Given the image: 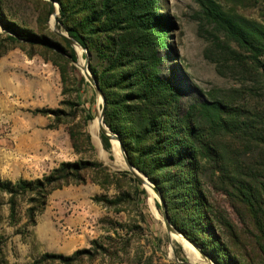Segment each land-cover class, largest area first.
I'll list each match as a JSON object with an SVG mask.
<instances>
[{
  "label": "rangeland",
  "instance_id": "obj_1",
  "mask_svg": "<svg viewBox=\"0 0 264 264\" xmlns=\"http://www.w3.org/2000/svg\"><path fill=\"white\" fill-rule=\"evenodd\" d=\"M211 2L264 24V0L147 3L155 73L178 95L172 109L177 119L192 105L224 100L229 89L240 86L233 76L218 74L217 56L209 49L218 28L209 15ZM54 5L0 0V181L35 188L63 164H75L80 177L48 189L45 199L19 190L14 217L11 193L0 191V264H264V146L237 141L224 126L214 127L211 117L201 116L202 131L221 130L213 150L196 156L201 171L188 174L185 189L168 190L165 184L172 225L195 237L211 261L186 245L199 254L193 257L168 233L159 198L128 169L117 140L106 150L101 127L94 137L91 126L102 100L81 69L85 52L73 47V59L68 50L43 40L58 41L52 13L55 7L59 18L58 0ZM59 27L68 33L61 22ZM110 83L114 100L126 98L125 82L114 76ZM132 102L135 109L139 102ZM147 115L144 108L137 120L144 122ZM126 119L127 129H134L130 114Z\"/></svg>",
  "mask_w": 264,
  "mask_h": 264
},
{
  "label": "trees",
  "instance_id": "obj_2",
  "mask_svg": "<svg viewBox=\"0 0 264 264\" xmlns=\"http://www.w3.org/2000/svg\"><path fill=\"white\" fill-rule=\"evenodd\" d=\"M58 2V20L69 36L89 51L90 69L106 97V125L121 138L129 161L150 179L167 204L165 184L168 190L185 189V183L189 182L188 174L194 170L201 171L197 157H205L206 150L212 151V145L216 144L221 130L202 131L203 114L213 119L214 127L216 123L224 126L229 137L264 146V24L239 13L228 14L211 2L209 15L218 28L212 33L209 49H214L217 56L214 62L218 74L233 76L240 86L229 89L230 93L223 96L224 100L213 99L192 105L186 116L177 119L172 109L177 108L178 95L155 73L158 58L156 52L150 50L153 46L148 36L152 21L144 18L147 15L145 10H149L148 0ZM5 27L16 31L23 39L32 37L20 33L9 23H5ZM11 39L18 41L15 37ZM43 40L63 51L68 50L76 59L73 46L64 37L58 36L56 42ZM114 76H118L130 89L126 98L113 99L110 82ZM227 97L230 101L225 100ZM134 98L139 102L135 109ZM126 100L132 103L125 104ZM234 101L237 105L233 104ZM144 108L148 115L144 122L142 119L138 121L137 113L141 116ZM128 114L132 117L134 129L126 127ZM101 140L104 148L109 150V138L102 133ZM234 161L237 162L236 159ZM74 165L63 164L53 175L35 182V188L22 182L12 185L0 181V191L11 193V217L15 216L19 190L23 191L21 195L36 192L38 199H45L48 189L58 188L74 176L80 177L75 175L78 169H74ZM36 202L43 206V201ZM34 210L32 207L29 209L30 212ZM173 224L192 242L201 245L186 229ZM202 248L205 249L204 246ZM68 259L64 258V261Z\"/></svg>",
  "mask_w": 264,
  "mask_h": 264
},
{
  "label": "water",
  "instance_id": "obj_3",
  "mask_svg": "<svg viewBox=\"0 0 264 264\" xmlns=\"http://www.w3.org/2000/svg\"><path fill=\"white\" fill-rule=\"evenodd\" d=\"M53 2V6H55V0H52ZM53 16L55 17V24H54V30L55 32H57V34L61 37H64L65 39L68 40V42L75 48V46H79L82 48V50L85 52V67L84 68H81L83 70V74L85 75L86 79L89 80L91 82V84L95 87V90L96 92L100 95V98L102 100V108L100 110V112L98 113L99 115V120H100V124H101V132L107 136L109 138V140H111V142H113V140H117L118 143H119V148L121 150V153L123 155V159L128 167V169L133 173V175L138 179L140 180L143 184L146 182H148L151 187H152V190L153 192L157 195V197L159 198V201H160V204H161V207L163 209V215H162V218H163V221H164V224L166 226V229L168 231L169 234L171 233H178L180 235H182L193 247H195L199 253H201L202 255L205 256V259L210 262L211 260H209V258L203 253V251L201 250V248L193 243L192 241H190L187 237H185L183 235V233H181L180 231H178L171 223L170 221V216H169V213H168V210H167V206H166V203L163 199V196L161 195L160 191H158L156 188H155V185L150 181V179L144 175L143 173H141L135 166H133V164L129 161L128 159V155L124 149V145H123V142L121 140V138L113 133L109 127L106 125L105 121H104V118H105V112H106V106H107V103H106V97H105V94L103 93L102 89L100 88V85H99V82L98 80L96 79V77L93 75V73L91 72V69H90V61H89V57H90V54H89V51L80 43L78 42L76 39H74L73 37L69 36L68 33H64L60 30V22L58 20V15L59 13H57L56 11V8L54 7L53 8ZM79 64V62H78ZM139 173L144 176L145 180L142 179L140 176H139Z\"/></svg>",
  "mask_w": 264,
  "mask_h": 264
},
{
  "label": "bare ground",
  "instance_id": "obj_4",
  "mask_svg": "<svg viewBox=\"0 0 264 264\" xmlns=\"http://www.w3.org/2000/svg\"><path fill=\"white\" fill-rule=\"evenodd\" d=\"M55 18V17H54ZM82 50V48L81 47H79V46H77V51L79 52V53H81V50ZM80 65V64H79ZM84 66V61H83V63H82V67ZM100 127H101V124H100V120H99V115L97 116V118L93 121V123H92V126H91V130H92V133L93 134H95V133H97L99 130H100ZM118 142V141H117ZM114 149H115V146H114ZM115 152L117 153V151H116V149H115ZM121 158H123L122 156H121ZM139 176L141 177V175H140V173H139ZM142 179H143V177H141ZM145 180V179H144ZM145 185H146V187H147V189H148V192L150 193V195L153 193V190H152V187H151V185L148 183V182H146L145 181V183H144ZM151 199H152V196H151ZM173 234H174V232H173ZM177 236H178V239H179V241H181L182 243H183V245L185 246V249L189 252V254H191L193 257H196V258H198L199 257V254H197V252H195V251H193V250H191L189 247H187L186 245L187 244H189L190 246H192L182 235H180V234H178V233H175ZM187 244H186V243ZM193 247V246H192ZM195 248V247H194Z\"/></svg>",
  "mask_w": 264,
  "mask_h": 264
},
{
  "label": "crops",
  "instance_id": "obj_5",
  "mask_svg": "<svg viewBox=\"0 0 264 264\" xmlns=\"http://www.w3.org/2000/svg\"><path fill=\"white\" fill-rule=\"evenodd\" d=\"M98 133V132H97ZM97 133L94 134V137H96ZM113 149H114V145H113ZM115 150V149H114Z\"/></svg>",
  "mask_w": 264,
  "mask_h": 264
}]
</instances>
